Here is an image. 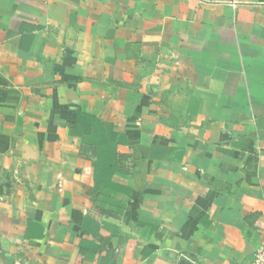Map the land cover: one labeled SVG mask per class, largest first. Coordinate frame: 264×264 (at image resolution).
Here are the masks:
<instances>
[{"label": "crops", "instance_id": "obj_1", "mask_svg": "<svg viewBox=\"0 0 264 264\" xmlns=\"http://www.w3.org/2000/svg\"><path fill=\"white\" fill-rule=\"evenodd\" d=\"M259 223L264 0H0V264H250Z\"/></svg>", "mask_w": 264, "mask_h": 264}, {"label": "trees", "instance_id": "obj_2", "mask_svg": "<svg viewBox=\"0 0 264 264\" xmlns=\"http://www.w3.org/2000/svg\"><path fill=\"white\" fill-rule=\"evenodd\" d=\"M77 118L74 125V132L78 133L82 138V143L80 145L79 154L81 156H84L85 153L88 151L92 154L99 155L101 154L102 150H109L111 153L112 150L108 146V141L104 135L98 134L96 131V124L99 123V119L82 112H77ZM111 138V137H110ZM114 152V150H113ZM109 153V154H110ZM121 160H124L126 156H119ZM101 159L97 160V164L100 162ZM103 165H105V168L107 170H110L113 167V161H103L101 162ZM99 163V165L101 164ZM117 164V162H116ZM116 198V197H115ZM122 202L120 204L121 211L125 208L126 199L124 195H122L121 198ZM120 211V210H119Z\"/></svg>", "mask_w": 264, "mask_h": 264}, {"label": "built area", "instance_id": "obj_3", "mask_svg": "<svg viewBox=\"0 0 264 264\" xmlns=\"http://www.w3.org/2000/svg\"><path fill=\"white\" fill-rule=\"evenodd\" d=\"M257 226L260 229V240L253 252L250 264H264V224L259 223Z\"/></svg>", "mask_w": 264, "mask_h": 264}]
</instances>
